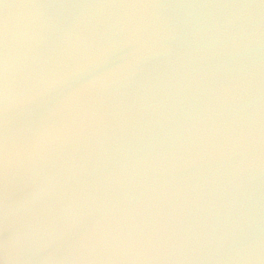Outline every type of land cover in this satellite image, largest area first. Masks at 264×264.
Segmentation results:
<instances>
[{"label":"water","instance_id":"water-1","mask_svg":"<svg viewBox=\"0 0 264 264\" xmlns=\"http://www.w3.org/2000/svg\"><path fill=\"white\" fill-rule=\"evenodd\" d=\"M0 264H264V0H0Z\"/></svg>","mask_w":264,"mask_h":264}]
</instances>
